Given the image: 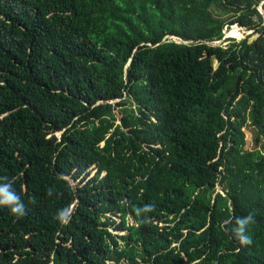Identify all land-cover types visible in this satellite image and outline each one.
I'll return each instance as SVG.
<instances>
[{
    "label": "trees",
    "instance_id": "obj_1",
    "mask_svg": "<svg viewBox=\"0 0 264 264\" xmlns=\"http://www.w3.org/2000/svg\"><path fill=\"white\" fill-rule=\"evenodd\" d=\"M259 3L0 0V264H264Z\"/></svg>",
    "mask_w": 264,
    "mask_h": 264
},
{
    "label": "clouds",
    "instance_id": "obj_2",
    "mask_svg": "<svg viewBox=\"0 0 264 264\" xmlns=\"http://www.w3.org/2000/svg\"><path fill=\"white\" fill-rule=\"evenodd\" d=\"M0 205L9 206L10 211L13 214H23L24 213V204L21 201L20 197L15 193L14 190H9L7 186H0ZM66 211L62 210L58 213L57 219L61 222H65ZM253 222L252 220H245L240 222V226L235 229V233L239 242L243 245H247L251 243V238L244 234L245 233V225Z\"/></svg>",
    "mask_w": 264,
    "mask_h": 264
},
{
    "label": "rangeland",
    "instance_id": "obj_3",
    "mask_svg": "<svg viewBox=\"0 0 264 264\" xmlns=\"http://www.w3.org/2000/svg\"><path fill=\"white\" fill-rule=\"evenodd\" d=\"M231 28H232V27L226 29V31H225V39H233L234 41H235V40H236V41H240V40H243L244 38L250 36V41H251L252 39L255 38V36H252L251 34L245 32V29H243V31H244L245 33L242 32V35H240V34L237 32L238 30H235V31L233 32V35H231L230 38H229V37H227V34H226V33H227L228 31H230ZM241 36H242V37H241ZM240 37H241V38H240ZM177 42H180V41H177ZM218 44H219L220 46L222 45V44H220V43H218ZM226 45H229V44L227 43V44H225L224 46H226ZM116 114H117V117L120 119V118H121V114H119L118 112H116ZM71 182H72V184H73L74 186H76V184L78 183V180H76V181L71 180ZM218 190L221 191V188L219 187ZM130 223H132V221H130Z\"/></svg>",
    "mask_w": 264,
    "mask_h": 264
},
{
    "label": "water",
    "instance_id": "obj_4",
    "mask_svg": "<svg viewBox=\"0 0 264 264\" xmlns=\"http://www.w3.org/2000/svg\"><path fill=\"white\" fill-rule=\"evenodd\" d=\"M238 27V26H237ZM241 29V28H240ZM243 30V29H242ZM244 32V31H243ZM245 32H247V33H249V34H251L252 32H250V31H246L245 30ZM244 32V33H245ZM171 39H173L174 40V42H176V43H179V44H181L182 42L180 41V42H177L178 40L177 39H175V38H171ZM224 40H225V37H224ZM223 40V41H224ZM223 41H221V42H219L220 44H222L223 43ZM192 43V42H191ZM212 46H214V47H218V46H220L218 43H216V44H211ZM131 62H132V60L129 62V64L127 65V67H126V70L130 67V65H131Z\"/></svg>",
    "mask_w": 264,
    "mask_h": 264
},
{
    "label": "built area",
    "instance_id": "obj_5",
    "mask_svg": "<svg viewBox=\"0 0 264 264\" xmlns=\"http://www.w3.org/2000/svg\"><path fill=\"white\" fill-rule=\"evenodd\" d=\"M257 10H258L259 14H262L263 17H264V1L259 3V6L257 7ZM262 26L264 27V22H263Z\"/></svg>",
    "mask_w": 264,
    "mask_h": 264
},
{
    "label": "crops",
    "instance_id": "obj_6",
    "mask_svg": "<svg viewBox=\"0 0 264 264\" xmlns=\"http://www.w3.org/2000/svg\"><path fill=\"white\" fill-rule=\"evenodd\" d=\"M259 1L262 2V1H264V0H259ZM241 37H242V36H241ZM241 37H240V38H241Z\"/></svg>",
    "mask_w": 264,
    "mask_h": 264
}]
</instances>
